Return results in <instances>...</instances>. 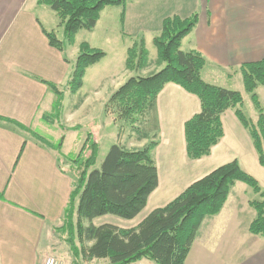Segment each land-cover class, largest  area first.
<instances>
[{
	"label": "crops",
	"instance_id": "obj_1",
	"mask_svg": "<svg viewBox=\"0 0 264 264\" xmlns=\"http://www.w3.org/2000/svg\"><path fill=\"white\" fill-rule=\"evenodd\" d=\"M42 1L0 0V264H43L48 257H56L62 264H107L106 260L88 262L83 258L77 259L69 248L73 257L71 261L57 248L58 239L66 235L62 227L74 182L61 166V155H78L91 134L100 142L99 160L104 129L97 135L92 131L80 135L84 125H77L80 127L78 131L69 129L62 134L49 129L48 135L40 132V129L46 128L42 125L44 116L53 112L57 99L54 91L45 83L63 90L72 72L71 64L65 59L75 61L80 52L76 41L74 45L64 48V52L51 45L48 34L55 33L59 40H63V27L57 14ZM195 14L199 22L183 40L182 50L187 53L197 51L205 59L201 72L205 82L243 95L244 102L240 108L243 112L244 104L250 100L253 116L244 114L250 122L256 123L259 113L251 94L245 91L241 67L264 58V0H128L125 8H106L92 33L103 32L108 42L115 34L113 39L124 43L126 77L113 80V87L110 86L105 92L101 90L102 83L97 85L94 90L97 100L107 98L112 91L116 93L120 87L118 83H126L134 76H150L147 75L152 65L150 60L139 75V72L126 67L128 50L135 41L144 40L147 49L161 33L165 19L173 16L188 19ZM89 44L92 48L103 50L106 57L87 70L80 90L84 89L91 70L110 56L109 51ZM228 82L236 86L228 85ZM257 94L263 105L264 87H260ZM97 100L88 94L83 104L65 113V96V120H91L94 112L91 107ZM199 111L198 98L175 84L166 85L158 96L156 115L160 140L153 151V158L159 172V187L135 220H144L152 211L172 201L163 202L166 194L175 195L178 182L173 180L169 188L163 189L159 165H176L174 147L181 145L186 148L185 123ZM177 119L184 123L182 127L180 123L176 128ZM227 121L239 136L249 135L238 120L236 110L227 111L223 116L225 136L213 148L211 155L203 159L208 165L204 172L210 174L220 166L237 160L264 190V167L260 165L257 153L253 155V145L250 142L247 152L251 159L256 158V162L247 168L244 157L241 160L233 151L238 143L230 142ZM164 123L169 124L165 127ZM30 131L53 144L62 141V151L47 147ZM168 137L179 139L176 138L175 144ZM258 199L251 187L236 182L221 212L203 221L186 264H264V237L250 233V226L257 218L251 202ZM98 221L94 220L93 224L102 225ZM115 226L124 228L117 224ZM237 250L244 252L237 256ZM228 251H232V254L228 255ZM227 256L234 257L225 258ZM153 263L142 260L136 264Z\"/></svg>",
	"mask_w": 264,
	"mask_h": 264
},
{
	"label": "trees",
	"instance_id": "obj_2",
	"mask_svg": "<svg viewBox=\"0 0 264 264\" xmlns=\"http://www.w3.org/2000/svg\"><path fill=\"white\" fill-rule=\"evenodd\" d=\"M127 1L43 0L42 4L52 8L63 27V40L55 33L48 34L51 45L64 52V48L75 44L79 31L95 29L103 10L125 8ZM198 22L197 14L188 19L178 16L165 19L161 33L154 39L160 70L148 77L130 78L112 96L111 104L131 126L140 120H146V124L153 120L157 122L158 96L166 85L175 84L200 102V111L185 123L184 128L186 154L190 160L199 161L211 155L225 136L224 114L235 109L238 120L249 131L259 163L264 167V110L256 94L257 89L264 86V58L241 67L245 91L252 95L259 112V119L254 124L240 109L243 95L205 82L201 76L205 59L197 51L187 53L182 50L183 40ZM105 57L103 50L85 42L80 45L75 61L65 59L71 64L72 72L64 89L45 83L57 97L53 113L44 116L45 122L62 119L66 92L77 93L83 86L87 70ZM148 62L144 40L135 41L128 50L127 69L140 72ZM70 130L78 131L80 127ZM30 132L47 147L62 151V141L53 144ZM157 145L128 150L115 144L97 168L100 142L90 134L78 155H61V166L74 180L62 231L68 235L67 242L77 259L106 260L107 264H136L142 260L156 264H186L203 221L221 212L236 182L248 185L260 196L259 201L251 202L257 218L250 226V233L264 237V190L237 160L191 184L166 206L152 211L137 228L122 229L109 223L94 225V220L106 216L133 221L145 210L149 198L159 187V172L153 158ZM64 162L69 163L67 168ZM77 237L83 244L91 243V246L80 248Z\"/></svg>",
	"mask_w": 264,
	"mask_h": 264
},
{
	"label": "rangeland",
	"instance_id": "obj_3",
	"mask_svg": "<svg viewBox=\"0 0 264 264\" xmlns=\"http://www.w3.org/2000/svg\"><path fill=\"white\" fill-rule=\"evenodd\" d=\"M112 28H115V27H112ZM114 37H115V34H112L111 35L112 41L108 42L106 41V36L101 31H98L95 34H93L92 32L81 30L77 33L75 41L79 49L82 43L87 42V43H91L93 46H99L98 48L101 47L104 50L109 51L110 56L106 60H104L102 64L94 68V70H91V72L88 75V78L86 79L87 81L85 83L84 89L80 90L79 92L75 94L69 92V94L66 95L65 113L71 111L75 107H79L81 103L83 104L85 100L87 99L88 94H90L93 98H95V100H97L98 98H96L94 94V90L97 88L96 87L97 85L102 83L101 90L102 92H105L110 86L113 87V80L119 81V80H123L126 77V74L124 72L125 63L123 61L124 60L123 59L124 43L119 40H114L113 39ZM147 49L149 51V60L152 61V65L150 66V71L147 75H153L157 71L160 70V67L158 65V51L154 44L150 45V47ZM69 51H72V50L70 49ZM69 54H72V53L69 52ZM140 73H142V71H140L138 75ZM126 80L124 82H126ZM118 84H120L119 86L121 87L125 83H118ZM227 84L236 86L234 85L233 82H228ZM114 94L115 93H113L112 91V94L108 96L107 98H104V99L99 98L100 101L97 100L95 105L91 107L92 112L94 111L93 113H95V115L92 113L91 120L87 121L85 119L84 120L83 119H71L69 120V122H67L63 116L62 119L60 120H56V121L52 120L50 122H43L42 125L45 126L46 128L40 129L41 130L40 132L43 133L44 135H48L50 134V132L48 131L49 129L51 132H57L59 134H62L63 132H68L69 129L73 126L84 125V131H82L80 135H83L85 134V132H90V131L94 132L97 135L98 132L104 129L103 130L104 131L103 140L101 139V153H100V157L97 163V168L101 167L110 148L115 144H121L128 150H140L145 147H148L150 144H156V143L158 144V141L160 140L159 133H158L159 129L158 128L156 129V125L157 124L159 125V123L153 120V122L150 121L149 124H146L147 123L146 120H140L134 126H131L126 121V119L123 116H121V113L119 112V110L118 109L116 110L115 107L111 104V98ZM256 94H257V91H256ZM251 105L252 104L250 100H247L246 104H244V112L246 113L248 117L253 116V109ZM261 106L264 110V102H263V105L261 104ZM231 110H234V109H231ZM99 111L101 112V114ZM52 113L53 112L49 114H52ZM73 114L76 115V113H73ZM175 121H177L176 122V128H177L179 124L181 123V120L177 119ZM168 124L169 123H164L165 127ZM183 124L184 123H181V127ZM226 129L228 131L230 142L232 144H235L236 142L238 143V147L233 148L234 153L237 154L241 160L244 157L243 161L246 160L245 166L247 168L251 167V165L255 164L256 158L253 157V159H251L250 154L247 152V147L248 145H250V142H251V145H253L250 133L249 135L247 133L244 136L242 135L239 136L238 133L234 131V129L231 127L229 121H227L226 123ZM165 134H166V130H165ZM176 138L179 139V137H176ZM176 138L168 137L167 139H169L170 142H173L176 144L177 143ZM252 148H254V145L252 146ZM235 149H238V150H235ZM174 150H176L175 155H174L176 165H159L160 172H161L160 177L164 185V187L162 186L163 189L165 187L169 188L173 180L178 182L177 185L175 186V189H176V192L174 193L175 195H170L169 193L166 194L165 200L163 202L167 200H174L177 194H180V192L187 189L191 184L204 178L205 176H207V174H209V173L204 172V170L208 168V165H206L207 163L205 162L206 160H203L204 158L202 160H199L198 162L190 160L189 158H187L186 148H184V146L182 147L181 145H179L178 147L177 146L174 147ZM254 150L255 148L253 149V151ZM255 153H256V150L255 152H253V155L256 156ZM163 158H164V155H163ZM257 163H258V160H257ZM64 165H66V168H67L69 163L64 162ZM259 200H260V196H259L258 201ZM152 206H153V202H152ZM152 206L150 208H152ZM120 221H123V222H120ZM142 221L135 220V221L129 222L127 220H123L118 217L106 216V217L99 218V221L97 223L98 224L109 223L113 225L117 224L118 226L119 225L123 226L124 228L122 229H133V228H137ZM85 225L88 226L89 224L86 222ZM67 239H68V235H65V236L62 235V237L58 239L57 248L59 249L60 254H63L65 257L68 256L67 258H69L72 261L73 257L69 251L70 247L65 242L67 241ZM77 243H78V246L82 249L89 247L91 244V243L83 244L81 240L78 239V237H77ZM243 252L244 251H239V250H237V252L235 251L237 256H240V254ZM227 253L228 255H231L232 251H228ZM233 257L234 256H227L225 258H233ZM87 261L91 262L92 260H87ZM92 264H100V263H92ZM201 264H207V263H201Z\"/></svg>",
	"mask_w": 264,
	"mask_h": 264
},
{
	"label": "built area",
	"instance_id": "obj_4",
	"mask_svg": "<svg viewBox=\"0 0 264 264\" xmlns=\"http://www.w3.org/2000/svg\"><path fill=\"white\" fill-rule=\"evenodd\" d=\"M43 264H62L61 261L56 257H48Z\"/></svg>",
	"mask_w": 264,
	"mask_h": 264
}]
</instances>
